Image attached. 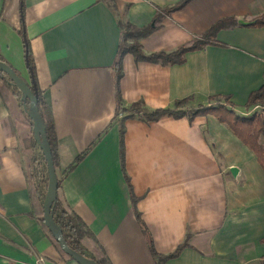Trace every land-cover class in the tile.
I'll return each mask as SVG.
<instances>
[{"label": "crops", "instance_id": "crops-1", "mask_svg": "<svg viewBox=\"0 0 264 264\" xmlns=\"http://www.w3.org/2000/svg\"><path fill=\"white\" fill-rule=\"evenodd\" d=\"M176 1L0 0V54L29 81L24 32L54 118L58 192L92 230L88 251L97 255L102 246L112 264L264 263V172L251 150L209 113L140 116L185 96L183 109L207 104L215 94L218 101L227 94L242 115L264 110V95L245 105L264 77V23L248 24L264 17V0H188L159 17L137 38L144 53L186 44L224 16L237 23L178 63L125 52L121 106L141 103L115 113L117 20L141 27L156 6ZM32 136L20 100L0 96V264H79L60 254L35 213L40 202L30 198L26 177ZM147 237L159 254L186 244L159 261Z\"/></svg>", "mask_w": 264, "mask_h": 264}, {"label": "trees", "instance_id": "trees-1", "mask_svg": "<svg viewBox=\"0 0 264 264\" xmlns=\"http://www.w3.org/2000/svg\"><path fill=\"white\" fill-rule=\"evenodd\" d=\"M23 1V0H20ZM188 0H177L176 2L162 7H157L154 15L151 18V21L146 25L141 27L135 26L131 24L127 20H117V23L120 27V36L117 44V49L114 55V59L112 62V72H113V85H114V96H115V113L118 110L130 111L134 112L138 110L140 107V101L131 102L128 106H121V97L118 87L119 77L121 75V58L125 52H131L133 57L137 60H148V61H158L160 63H178L183 60L184 53L189 50H194L202 47L207 43H217L214 38L215 32L223 27H227L230 25H235L237 23L236 19L233 16H224L221 17L214 22H212L201 34L197 37H194L190 42L186 44H181L175 47L172 50L164 51V50H155L148 53H144L139 46L137 38L139 36L145 35L148 33L153 27L154 22L159 19V17L164 14L169 13L171 10L181 7ZM21 15L23 13V5L20 8ZM264 23V17L259 16L253 18L248 24L251 25H259ZM23 27V23H22ZM23 32V28H22ZM24 35V47H25V59L27 67H30V76L29 81L31 87V74L34 78L35 86L37 89V105L38 110L40 112L41 118L44 123L46 137L50 144L51 154L53 158V164L56 167L58 162L57 156V140L54 126V118L51 111L50 106L44 100L42 90L38 86L36 73L34 69V63L30 52L28 38ZM0 60H3L0 54ZM5 61V60H4ZM7 62V61H6ZM10 64V63H9ZM11 65V64H10ZM12 66V65H11ZM17 73L20 72L12 66ZM20 90L17 86L12 82L9 76L2 70H0V96L5 103H8L9 97L11 95H15L18 99L20 97ZM264 95V77L261 84L250 90L245 99V105H249L255 102H262V97ZM217 94L209 95L208 99L211 100L207 104H198L194 107L183 109L182 106L188 102L189 97L185 96L182 98H178L174 100L172 107H157L147 111H141L140 116L145 118L146 120L154 119L163 114H168L173 117H179L181 115L186 114L189 118L197 115V114H212L215 118L223 122L231 132L243 143L245 144L255 156L256 161L264 172V110L260 112H252L251 114L242 115L234 111L228 104L230 103L228 100L227 94L219 95L222 97V100H214L217 98ZM26 103H28V99H26ZM25 112V111H24ZM26 113V112H25ZM27 115V114H26ZM28 116V115H27ZM30 125H32L31 119L28 117ZM121 132L119 131V134ZM120 142V140H119ZM31 146L34 148V151L31 156L30 168L27 172V181H28V189L29 196L33 200V198H37L40 202V210L37 211L35 208V213L38 217V220L52 241L53 245L57 248L61 255L66 258H72L68 253H66L61 247L58 240L54 237L48 226L45 224L43 220V210H42V201L44 198V194L47 187V169L45 158L36 142V140L31 137L30 140ZM87 150H84L74 156L72 161L64 168V172L66 173L70 171L80 159L85 155ZM121 157V156H120ZM121 160V159H120ZM61 177L57 176L58 186H57V196L56 200L52 204V215L55 222L60 226L62 235L67 242V244L73 249L85 254L86 256L94 258L98 264H112L108 257L106 256L102 246L98 245V254H94L88 251L86 240L93 239L94 234L89 226L83 221V219L68 205L65 201L60 197L58 192V188L60 186ZM125 179L126 176H125ZM133 196H131V199ZM147 235V233H146ZM96 242V240H95ZM147 244L149 246V250L151 254L159 261L175 256L181 247H183L186 243L185 241L179 243L172 251L159 254L157 253L151 245L149 237H147ZM259 264H264L260 262Z\"/></svg>", "mask_w": 264, "mask_h": 264}, {"label": "water", "instance_id": "water-1", "mask_svg": "<svg viewBox=\"0 0 264 264\" xmlns=\"http://www.w3.org/2000/svg\"><path fill=\"white\" fill-rule=\"evenodd\" d=\"M238 21L243 22V20L240 19ZM28 69L30 70V67H28ZM0 70L4 71L20 90V103L23 107V110L31 119L33 138L36 140L45 158L48 176L47 187L42 201L43 220L45 224L48 226L54 237L58 240L60 247L79 264H98L94 258L86 256L85 254L70 247L62 235L60 226L53 219L51 206L56 200L57 196V173L53 164L50 144L46 137L44 123L38 110V94L32 74L31 84L33 87H31L30 81L26 80L23 76L17 73V71L8 62L0 60ZM26 99H28V103H26Z\"/></svg>", "mask_w": 264, "mask_h": 264}]
</instances>
